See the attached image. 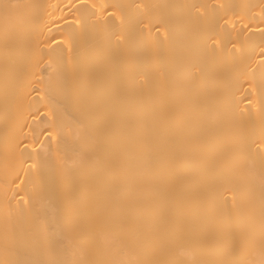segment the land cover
Returning <instances> with one entry per match:
<instances>
[{
    "label": "bare ground",
    "instance_id": "6f19581e",
    "mask_svg": "<svg viewBox=\"0 0 264 264\" xmlns=\"http://www.w3.org/2000/svg\"><path fill=\"white\" fill-rule=\"evenodd\" d=\"M0 264H264V0H0Z\"/></svg>",
    "mask_w": 264,
    "mask_h": 264
}]
</instances>
